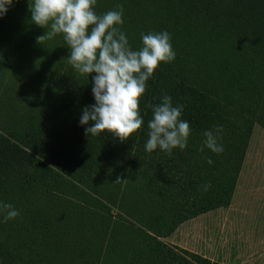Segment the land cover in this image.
Returning a JSON list of instances; mask_svg holds the SVG:
<instances>
[{
    "label": "trees",
    "instance_id": "obj_1",
    "mask_svg": "<svg viewBox=\"0 0 264 264\" xmlns=\"http://www.w3.org/2000/svg\"><path fill=\"white\" fill-rule=\"evenodd\" d=\"M29 3L0 18V201L20 212L0 215V264H211L161 237L230 203L253 126L264 127V0H97L98 14L123 6L134 50L141 33L167 31L176 53L147 82L144 125L125 142L85 135L91 76L68 58L63 68L64 40L37 43L45 29ZM165 94L192 129L171 155L145 150L150 105ZM218 126L221 154L203 145ZM56 204L72 209L69 227Z\"/></svg>",
    "mask_w": 264,
    "mask_h": 264
},
{
    "label": "clouds",
    "instance_id": "obj_2",
    "mask_svg": "<svg viewBox=\"0 0 264 264\" xmlns=\"http://www.w3.org/2000/svg\"><path fill=\"white\" fill-rule=\"evenodd\" d=\"M12 5L13 0H0V18ZM96 7L97 0H31L29 3L32 23L45 29L37 37V43L62 36L69 49L68 62L72 69L87 79L91 76L95 103L81 110L79 120L81 126L91 122L84 129L85 135L95 137L107 132L125 142L144 125L140 101L147 82L162 63L172 62L176 53L167 31L141 33L142 45L134 50L121 27L123 6L103 14H98ZM150 107L153 116L147 124L145 150L151 153L159 148L169 155L174 149L184 150L192 129L181 118L183 105L173 106L172 97L165 94L159 104ZM222 131L218 126L203 134V145L215 154L224 151L218 143ZM207 162L213 163L211 158ZM121 181L117 176L114 184ZM210 188V184L203 186L204 191ZM0 215L7 222L19 217L20 212L10 203L0 201Z\"/></svg>",
    "mask_w": 264,
    "mask_h": 264
},
{
    "label": "rangeland",
    "instance_id": "obj_3",
    "mask_svg": "<svg viewBox=\"0 0 264 264\" xmlns=\"http://www.w3.org/2000/svg\"><path fill=\"white\" fill-rule=\"evenodd\" d=\"M57 39L65 46L62 36ZM65 56L63 68L69 51ZM56 206L55 215L69 227L72 209ZM161 240L201 254L211 264H264L263 126H253L230 203L186 219Z\"/></svg>",
    "mask_w": 264,
    "mask_h": 264
}]
</instances>
